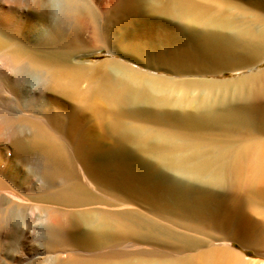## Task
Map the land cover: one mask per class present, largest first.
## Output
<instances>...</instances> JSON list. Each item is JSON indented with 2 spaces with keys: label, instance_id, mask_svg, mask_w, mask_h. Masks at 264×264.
<instances>
[{
  "label": "bare ground",
  "instance_id": "1",
  "mask_svg": "<svg viewBox=\"0 0 264 264\" xmlns=\"http://www.w3.org/2000/svg\"><path fill=\"white\" fill-rule=\"evenodd\" d=\"M109 19L123 38L116 35L122 59L167 76L119 61L94 79L101 67L81 60L73 39L100 40ZM263 65L264 0H0V247L20 237L29 253L33 234L53 264L74 260L73 252L58 257L68 221L58 194L69 203L86 196L75 182L80 162L95 186L218 234L217 249L183 264H264ZM226 73L239 75L219 78ZM58 113L75 154L59 141ZM96 211L76 213L68 237L88 248L165 237L131 216ZM234 242L255 258L232 251ZM161 259L95 264H173Z\"/></svg>",
  "mask_w": 264,
  "mask_h": 264
},
{
  "label": "rangeland",
  "instance_id": "2",
  "mask_svg": "<svg viewBox=\"0 0 264 264\" xmlns=\"http://www.w3.org/2000/svg\"><path fill=\"white\" fill-rule=\"evenodd\" d=\"M113 10H114L113 6L108 7L109 17L112 14ZM115 23L113 22L112 19H109L108 21H106L105 26L103 25V30H102L103 32H100V40H98V37L96 35H94V39L93 40H89V41L86 40L85 38L73 39L74 42L76 43V47H77V52L76 53H77V55L82 56L81 60L89 61L92 65H99L101 67L100 69H98V70L93 72L94 79L98 78L104 72L108 71V66H109L110 63L119 62V61L127 63L128 65H132V67L134 69L142 71V72H148V73L150 72L152 74L167 76V74H163V72H160V71L159 72H155V71H152V70L150 71V70H147L145 67H143L141 65L131 64L129 61H126V60L122 59L121 56H119L117 50L118 51L124 50L123 46H125V45L122 44L123 40H121V39H123V38H121L120 35H119V32H117L118 29L115 28V25H116V27H118V26ZM99 30H100L99 29V25L95 22V27L93 28L94 33L95 34L99 33ZM116 35H119L118 37H120L121 39L116 37ZM115 37H116V39H115ZM120 42H121L122 46H118V45H120L119 44ZM238 75H239V73H226V76H220L219 78L228 80V79H231V78H236V77H238ZM171 77H174V78H177V79H178V77L187 79V78H189L191 76H171ZM80 85L83 86L84 82L81 81ZM64 120H65L64 115L58 113V133L62 136V138H64L63 142L61 141L60 138H59V141L64 146H65L66 143H68V146L71 147V149L69 151L70 154H75L74 153L75 143L68 136V134L66 133V131L64 130L63 125H62V124H64ZM91 123H93V121L92 122L88 121V124H91ZM96 128H97L96 131H98V130L100 131V128L98 126ZM103 142L106 143V144H108V143L110 144L111 140H110V138L108 136H106V139L104 137ZM76 164H78V165L75 166V170L78 169V171H76V172H78V176H76L75 182L77 184H79V185L81 184L80 186L83 189H85L84 190L85 195L88 196V197L86 198V196H85L84 198H82L79 201H73V203L71 201L69 203L70 200L67 201L65 198H63V196H61V194L60 195L58 194V211H59L58 213H59V217H60V213H61V215L63 214V217L65 216L68 219V221L67 220L65 221V220H61V219H65V217L64 218H60V220L62 222L61 223L62 224L61 229L63 230V234L65 236H63V240L64 241L62 240V242H63V244L61 243L62 246H61V244L58 245L60 247V248L58 247L59 248L58 249V257L59 256H66L67 253H70V252L71 253L73 252L72 255H74V258H73L74 260H72V258H71L70 261H68L66 264H69V263L70 264H75L74 262H79V263L80 262H84V263L85 262L86 263L90 262L89 264H92V263L95 264V263H99V262L102 263V262H105V261L106 262L107 261L108 262H114V261H119V260L121 261L122 259L123 260H127L128 259V261L129 260L132 261V259H133L134 262H135V259H136V262H137V260L141 261V259H144V260H147V259L154 260L155 259L156 260V259H161V258H162L161 259L162 261L173 262V264H183L185 262V260H187V258L189 256L190 257L188 258V260L189 259H195L197 257V254L205 252L206 248L212 249V248L215 247V249H217L216 247H218L219 241H217L218 243L216 244V242H215L216 240L214 241L213 237H215V239H217L218 234L216 232L215 233L212 232L213 230H208L207 231L206 229L205 230L203 229L204 231L201 232L202 229L200 228L199 229L200 231H199L197 227H194L195 226L194 224H192L193 228H191L190 227V226H192L191 224H188L190 226H186L185 223L181 224L182 222L180 223V221H178V223H176L177 222L176 220L170 219V218H168L166 216H163V215H159L158 213H156L152 209H150L149 206L145 207V205H144L145 203L144 202H143V204H141L142 201L139 200V199H136L137 196L133 197L132 201L127 200V198L125 196H123L124 198L123 197L122 198L124 200H122V198L120 197L122 195H119L118 193H116V191H114L113 189L109 188V189H111L110 190V193L112 194L111 195L109 193L108 188H106L104 190L103 187L95 186L96 185L95 183L93 184L92 181L84 178V176H82L83 174L81 173L82 172L81 163L78 162ZM77 166H79V167H77ZM145 178L146 179L149 178L150 181H152V179H153L152 176L151 177H147L146 176ZM145 178L143 179L144 181L146 180ZM83 180H85V181H83ZM149 180H147L148 181V185H150V183H151ZM88 181H90V182H88ZM137 183H139V182L137 181ZM85 184H87V185L85 186ZM93 186H95L96 188L94 189ZM97 187H98V189H97ZM99 187H100V189H99ZM61 188H63V185L60 182L58 190L61 189ZM96 190H97V192H96ZM101 190L102 191L104 190V192H102ZM99 191H101L102 194ZM104 194H107V196L104 195ZM116 195H117V197H116ZM102 197H105V198H102ZM112 197L115 198V199H113ZM134 198H135V200H134ZM87 200L90 201V202H88ZM76 202H78V203H76ZM112 205H116V206L119 205L121 208H119V206L116 207V206H112ZM107 208H108V210H107ZM146 208H147V210H146ZM90 209L91 210L95 209V211L99 210L98 212H101V211L103 212V210H106L104 212L107 213V211H108L109 216L114 215L115 212H116L117 214H115V216L116 215L117 216L120 215L121 218H122V219L120 218L121 220H125V217H126L125 221H129V220H130V222L131 221L132 222H137V220H138V222L141 221L140 223H142V225L145 227V228H142V231L143 232L147 231V234H150L149 230H151L150 231L151 232L150 235L156 234V232H154L155 230L157 232L159 231L157 233L158 235L156 234L157 236H159V234L162 233L163 237L164 236L166 237V234H168V232L171 231V230H172L171 231L172 234H170L171 232H169L170 237H169V234L167 235L169 237V239H168V237H166V238L164 237V239H163L162 235L160 234L162 239H163V240H161V237H160V240L162 242L161 241L160 242L159 241L158 242L157 241L140 242V241H136V240H132V239H127V240L125 239V240H122V241L121 240H115L116 243H114V241L113 242L111 241V242L107 243L109 246L108 245L102 246L104 249L107 247L105 250L103 248H101V247L88 248V247H85L83 245H79V243H76L77 240L76 239L73 240V238H75L74 235L70 234V235H72V237H70V235L68 237L67 232L68 233H72V232L74 233V229H75L74 222L75 221H74V219H73L74 222L72 221V217L74 218V216L77 215L79 212L89 211ZM101 209H103V210H101ZM114 209H116V210L114 211ZM122 209H125V210L122 211ZM139 210L141 212L144 211L142 213L145 214V216L143 214H140ZM121 211L123 212V215H122ZM126 212H127V214H126ZM152 212H154V213H152ZM108 213H107V215H108ZM110 213H112V214L110 215ZM119 213H121V214H119ZM128 213H130V215ZM149 214H151V217H150L151 220L155 219L158 216L157 218H159L160 221H157L158 220L157 218H156L157 219L156 223L154 222L155 220L151 221L149 219V216H150ZM152 214L153 215L157 214V215L154 217ZM141 215L143 216V220H140V219H142ZM122 216H125V217L123 218ZM146 216H148V217H146ZM152 216L154 218H152ZM159 216H161V217H159ZM139 217H141V218H139ZM69 218H70V221H69ZM128 218H129V220H128ZM160 218H162V219H160ZM147 219H149V220H147ZM254 219L256 221L257 220L261 221L262 217L260 215H256L255 214L254 215ZM172 220H173V222H172ZM174 221H176V222H174ZM169 222L171 224H169V226H168ZM175 223H176V225H175ZM146 224H147V227H146ZM159 224H161L162 226L159 225ZM71 226H73V227L71 228ZM151 226H152V228H151ZM170 226H172V228ZM148 227H149V229H148ZM33 228L37 229L39 227L37 225H35V226H33ZM196 228H197V230H196ZM65 229H67L68 231H65ZM146 229H148V230H146ZM168 229H169V231H168ZM165 230H167V231H165ZM176 233L178 235L181 234L180 237L183 236L184 238H182V239H184V240H180L181 239L180 237L177 238L178 235L176 236ZM66 234H67V238H66ZM216 234H217V236H216ZM171 236H173V237L171 238ZM20 239H21L20 237H15L13 240L10 241V243H8L7 247H0V264H53V261H52L53 259L51 258L50 253L42 247V244L40 243V240H39L38 237H35L33 234L29 235V239H28L29 240L28 244H29V247H30L29 253L22 250V248H21L22 247V242H21ZM165 239L166 240L168 239V240L166 241ZM173 239H174V242H176V244L174 242H172ZM186 239H188V240H186ZM189 239H190V241H189ZM169 240H172L171 242L173 244ZM176 240H178V241H176ZM126 241H128L130 243H128ZM132 241H134V242H132ZM186 241H188V242H186ZM179 242H180L181 245L179 244ZM110 243H112V244L110 245ZM138 243H139V245H138ZM142 243H144V244H142ZM182 243H183V245L185 244L184 245V247H185L184 249H186L187 247H188V249L184 250ZM190 243H191V245H187V244H190ZM133 244H135V245H133ZM146 244H148V246ZM170 244L172 245V247L170 246ZM132 245H133V247H132ZM151 245H153L154 249L151 248L152 247ZM193 245H195V246H193ZM156 246H158V247H156ZM159 246H160V248H159ZM180 246H182L181 247L182 249L180 248ZM189 246H191L192 248L191 247L189 248ZM223 246H226V245H222V247ZM162 247L164 248V250L162 249ZM148 248H150V250ZM158 248H159L160 251L158 250ZM179 248L181 249L182 253L184 252V254H177V253H179V251H176V250H179ZM229 248L232 251L240 254L241 256H244V257H247V258H249V257L250 258H255L254 251L251 248L245 249L239 242H234ZM92 249H94V250H92ZM96 249H98V250L95 253L94 251H96ZM107 250H109V251L106 252ZM133 250H135V251H133ZM165 250H166V252H165ZM75 251H77V252H75ZM88 251H90V252H88ZM92 251H93V254H92ZM98 251L99 252L102 251L101 254H99ZM87 252H88V254H87ZM76 253H78V254H76ZM186 253H187V255H186ZM105 254H106L107 257H104ZM178 255H179V257H178ZM183 255H185V256H183ZM180 256H181V258H180ZM182 258H184V259H182ZM157 261H159V260H157ZM58 264H60V263L58 262Z\"/></svg>",
  "mask_w": 264,
  "mask_h": 264
}]
</instances>
